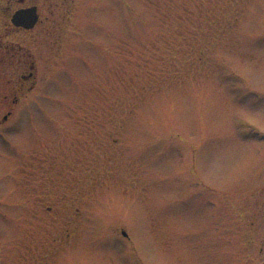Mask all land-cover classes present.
<instances>
[{
    "label": "rangeland",
    "instance_id": "374dc122",
    "mask_svg": "<svg viewBox=\"0 0 264 264\" xmlns=\"http://www.w3.org/2000/svg\"><path fill=\"white\" fill-rule=\"evenodd\" d=\"M58 5L0 130V264H264V116L234 104L264 0Z\"/></svg>",
    "mask_w": 264,
    "mask_h": 264
},
{
    "label": "flooded vegetation",
    "instance_id": "af4514ba",
    "mask_svg": "<svg viewBox=\"0 0 264 264\" xmlns=\"http://www.w3.org/2000/svg\"><path fill=\"white\" fill-rule=\"evenodd\" d=\"M72 2L75 0H7L6 20L0 22V130L15 115L21 101L28 99L38 85L42 57L36 50L37 36L59 35L62 16L57 13L58 3L65 9L67 3ZM47 3L51 4L48 8ZM31 8L35 16L32 27L25 28L13 22L17 12ZM44 63L50 64V57ZM260 252L263 253V248Z\"/></svg>",
    "mask_w": 264,
    "mask_h": 264
},
{
    "label": "snow or ice",
    "instance_id": "6c2138e0",
    "mask_svg": "<svg viewBox=\"0 0 264 264\" xmlns=\"http://www.w3.org/2000/svg\"><path fill=\"white\" fill-rule=\"evenodd\" d=\"M255 47V45L253 46ZM259 48L264 51V40L259 43ZM237 106H243L249 111L259 113L264 116V95L257 96L254 92H246L241 97L234 101ZM250 135L246 136L245 139H259L264 141V135H257L255 129L249 130Z\"/></svg>",
    "mask_w": 264,
    "mask_h": 264
},
{
    "label": "water",
    "instance_id": "95a60500",
    "mask_svg": "<svg viewBox=\"0 0 264 264\" xmlns=\"http://www.w3.org/2000/svg\"><path fill=\"white\" fill-rule=\"evenodd\" d=\"M34 9H28L19 11L14 15L13 22L16 25L24 26L25 28H30L35 22V16L33 15Z\"/></svg>",
    "mask_w": 264,
    "mask_h": 264
}]
</instances>
